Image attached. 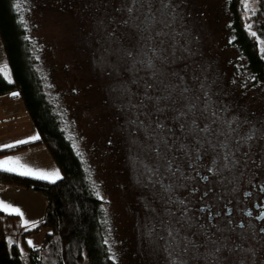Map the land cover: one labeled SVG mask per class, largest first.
I'll return each instance as SVG.
<instances>
[{"label":"rangeland","instance_id":"obj_1","mask_svg":"<svg viewBox=\"0 0 264 264\" xmlns=\"http://www.w3.org/2000/svg\"><path fill=\"white\" fill-rule=\"evenodd\" d=\"M21 1L57 110L103 202L114 264L220 263L225 236H210L193 217L190 190L264 186V85L237 74L227 0ZM10 97L25 111V140L36 138L22 100ZM43 149L48 172L42 163L31 171L58 173L56 182L61 171Z\"/></svg>","mask_w":264,"mask_h":264},{"label":"trees","instance_id":"obj_2","mask_svg":"<svg viewBox=\"0 0 264 264\" xmlns=\"http://www.w3.org/2000/svg\"><path fill=\"white\" fill-rule=\"evenodd\" d=\"M227 0L226 47L234 51L242 84L264 85V0ZM21 0H0V40L8 74L0 71V97L18 96L38 134L35 141L0 150L10 156L44 146L62 177L49 182L0 170V186L42 193L47 201L43 223L23 230L17 216L0 210V264H114L107 241L103 202L91 182L88 165L68 136L57 110V96L50 87L49 68L41 58L42 47L32 38ZM177 129V128H176ZM41 230V245L29 244Z\"/></svg>","mask_w":264,"mask_h":264},{"label":"flooded vegetation","instance_id":"obj_3","mask_svg":"<svg viewBox=\"0 0 264 264\" xmlns=\"http://www.w3.org/2000/svg\"><path fill=\"white\" fill-rule=\"evenodd\" d=\"M201 171L198 170L195 178L202 185L209 184L210 177L206 176L208 179L205 180ZM208 173L213 175L211 171ZM188 195L191 196V213H194L197 222L207 229L210 236V230L214 231L213 234L225 236V242L218 237L224 243V248L228 249L224 250L226 254L218 264H231L235 259L247 263L248 256L252 258V264L264 263V219H258L264 214L263 185L252 183L251 188H235L224 193L199 186L192 188ZM201 232L203 236H209L204 230Z\"/></svg>","mask_w":264,"mask_h":264},{"label":"crops","instance_id":"obj_4","mask_svg":"<svg viewBox=\"0 0 264 264\" xmlns=\"http://www.w3.org/2000/svg\"><path fill=\"white\" fill-rule=\"evenodd\" d=\"M8 70V62L5 55V50L3 44L0 40V71L6 72ZM7 96L0 97V150L12 147L18 144H22L21 141H35L38 138V134L36 132V138L32 140H25V138L29 139V136L25 134V111L22 107H10L12 103H9ZM27 114V112H26ZM33 133L32 129L29 127V134ZM34 135V133L32 134ZM44 146H37L35 148L29 149L27 151H23L20 153H16L10 156H0V163L5 161H13L18 162L17 164H5L3 167H0V170L8 171L7 168H15L16 170L9 171L20 174L24 169H34L37 171L40 170V165L46 164L45 173L48 172L49 166H51L50 161H48V157L46 152L44 151ZM43 158L38 157L39 161L32 162L28 165L25 162V156H32L36 154ZM21 175V174H20ZM31 177L38 178L36 175H27ZM47 180L49 179H41ZM0 203L3 205H7V209L0 207L2 212L6 214L17 216L22 224L23 230L32 229L36 226H39L43 223L46 215L47 209V201L45 196L33 190L9 187V186H0ZM15 209H19L18 214ZM33 239V238H32ZM31 239V242H32Z\"/></svg>","mask_w":264,"mask_h":264},{"label":"snow or ice","instance_id":"obj_5","mask_svg":"<svg viewBox=\"0 0 264 264\" xmlns=\"http://www.w3.org/2000/svg\"><path fill=\"white\" fill-rule=\"evenodd\" d=\"M256 135V131L253 130L249 133V135L246 137V141H249V140H252ZM261 138H264V137H261ZM21 143H26V141H21ZM5 164H17L18 165V162H13V161H5L3 163H0V167H3ZM6 170L8 171H13V170H16L15 168H7ZM210 171H214L212 169H210ZM21 175H36L38 178L40 179H51L53 177H57L58 178V173H53V174H44V173H34L32 172L30 169H24L23 171H21L20 173ZM204 179H208L207 177H204ZM0 207L4 208V209H7V205H3L2 203H0ZM14 211H16L18 214H21L19 213V209H15ZM201 211H203V209H201ZM22 215V214H21ZM209 219L211 220L212 217L210 216ZM258 219H264V214H262L260 217H258ZM262 231H264V229H262ZM32 242L29 241V244H31Z\"/></svg>","mask_w":264,"mask_h":264}]
</instances>
